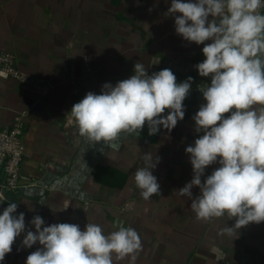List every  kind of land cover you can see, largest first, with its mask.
<instances>
[{"label": "crops", "instance_id": "0c3cea01", "mask_svg": "<svg viewBox=\"0 0 264 264\" xmlns=\"http://www.w3.org/2000/svg\"><path fill=\"white\" fill-rule=\"evenodd\" d=\"M170 6L171 0H0V51L13 53L22 71L53 83L50 93L40 97L13 78H0V129L23 112L21 176L32 182L5 191L0 214L17 203L13 215L25 214L26 231H35L30 222L36 215L44 220L42 227L71 223L84 230L94 223L105 234L123 222L141 237L135 264H264V222L238 229L236 237L221 234L235 218L198 220L192 199L178 193L193 177L185 148L202 134L195 132L192 117L205 103L198 87H206L210 77H201L194 67L205 59L204 45L176 34L175 17L165 15ZM137 62L148 75L167 68L177 83L193 78L183 101L184 119L170 133L161 126L149 135L146 124L110 143L81 136L68 113L72 106L89 91L100 94L104 83L114 86L129 78ZM148 152L160 158L152 170L160 192L145 200L134 173ZM98 166L123 172V185L95 180ZM219 166H208L202 182ZM191 191L192 198L200 194L196 186ZM26 231L0 264H25L42 247L39 242L23 247ZM114 264H129V259Z\"/></svg>", "mask_w": 264, "mask_h": 264}, {"label": "clouds", "instance_id": "9594fccd", "mask_svg": "<svg viewBox=\"0 0 264 264\" xmlns=\"http://www.w3.org/2000/svg\"><path fill=\"white\" fill-rule=\"evenodd\" d=\"M261 8L264 0H171L165 13L175 17L176 34L204 45L205 59L194 67L201 77H210L206 87H198L205 103L192 117L195 132L202 134L194 146L185 148L190 154L193 177L178 193L192 199L190 208L198 220L225 215L235 218L234 226L221 229V234L235 237L238 229L264 222ZM192 81L188 77L177 83V77L167 68L148 75L137 62L129 78L114 86L104 83L100 94L89 91L68 113L79 134L93 142H115L122 133L140 132L146 124L149 135L157 134L161 126L170 133L184 119L183 101ZM165 110L168 114L163 116ZM141 159L144 166L137 168L134 180L140 195L148 200L160 192L157 177L152 174L160 158L148 152ZM217 162L220 166L202 182L206 168ZM194 186L200 194L192 198ZM3 198L0 193V200ZM17 207V203H9L0 214V261L26 231L25 214L13 215ZM30 223L35 231H26L22 245L31 248L39 242L42 247L31 252L25 264H114V260L126 258L129 264H135L142 251L137 230L125 227L123 222L114 223L117 230L108 234L94 223H87L84 230L71 223L42 227L45 222L39 215Z\"/></svg>", "mask_w": 264, "mask_h": 264}, {"label": "built area", "instance_id": "2783aa9c", "mask_svg": "<svg viewBox=\"0 0 264 264\" xmlns=\"http://www.w3.org/2000/svg\"><path fill=\"white\" fill-rule=\"evenodd\" d=\"M264 14V8L260 9ZM15 79L21 89L31 91L40 97L47 96L53 83L41 76L29 75L15 63V56L8 51H0V78ZM25 121L23 112H17L12 122L0 129V193L24 189L32 182L21 176L24 155Z\"/></svg>", "mask_w": 264, "mask_h": 264}, {"label": "trees", "instance_id": "16d2710c", "mask_svg": "<svg viewBox=\"0 0 264 264\" xmlns=\"http://www.w3.org/2000/svg\"><path fill=\"white\" fill-rule=\"evenodd\" d=\"M125 178L126 177L123 172H120L111 167L98 166L94 174L95 180L100 181V182H106L108 184H113L119 187L123 185Z\"/></svg>", "mask_w": 264, "mask_h": 264}]
</instances>
